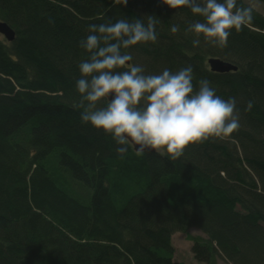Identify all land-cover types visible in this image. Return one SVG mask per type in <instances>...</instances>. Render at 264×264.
I'll list each match as a JSON object with an SVG mask.
<instances>
[{
    "label": "trees",
    "instance_id": "16d2710c",
    "mask_svg": "<svg viewBox=\"0 0 264 264\" xmlns=\"http://www.w3.org/2000/svg\"><path fill=\"white\" fill-rule=\"evenodd\" d=\"M149 15L158 40L122 49L131 64L146 74L191 65L194 90L207 79L239 109L229 138L189 144L175 160L131 145L121 158L75 107L88 26ZM1 19L17 36L0 35V264H186L172 236L192 226L205 234L187 235L198 261L264 264V15L253 10L223 48L202 35L194 47L186 29L202 18L163 0H0ZM210 56L238 71H211Z\"/></svg>",
    "mask_w": 264,
    "mask_h": 264
},
{
    "label": "clouds",
    "instance_id": "9594fccd",
    "mask_svg": "<svg viewBox=\"0 0 264 264\" xmlns=\"http://www.w3.org/2000/svg\"><path fill=\"white\" fill-rule=\"evenodd\" d=\"M171 8L187 7L201 17L186 29L193 33L194 47L202 35L206 43L226 47L231 30L241 31L253 20L252 6H238L237 0H163ZM127 5L128 0H113ZM103 19V17H98ZM49 23L54 21L49 19ZM155 16L122 18L115 23L90 24L79 47L88 53L79 65L76 90L80 100L75 107L82 124H91L111 134L123 158L130 145L136 154L165 150L172 160L181 157L189 144L212 139L224 140L240 127L239 109L234 97L216 94L207 79L194 90L191 65L176 72L165 68L159 74H146L143 65L130 64L132 56L122 49L137 44L156 43ZM179 32L172 25L171 33ZM252 107V101L247 109Z\"/></svg>",
    "mask_w": 264,
    "mask_h": 264
},
{
    "label": "rangeland",
    "instance_id": "374dc122",
    "mask_svg": "<svg viewBox=\"0 0 264 264\" xmlns=\"http://www.w3.org/2000/svg\"><path fill=\"white\" fill-rule=\"evenodd\" d=\"M245 3H248L250 6L254 8L255 11H258L262 15H264V2L260 0H243ZM208 64V62H207ZM188 234L200 235L204 236L205 234L201 229H198L196 226H192L189 228L187 233L185 232H176L173 234L172 241L174 245L175 251V259L178 261H185L188 264H203L195 258L192 247V241L187 238ZM218 264H232L227 261V259L218 256L217 259ZM205 264V263H204Z\"/></svg>",
    "mask_w": 264,
    "mask_h": 264
},
{
    "label": "water",
    "instance_id": "95a60500",
    "mask_svg": "<svg viewBox=\"0 0 264 264\" xmlns=\"http://www.w3.org/2000/svg\"><path fill=\"white\" fill-rule=\"evenodd\" d=\"M0 35H3L4 38L8 41V42H13V40L16 38L17 34L15 31V28L13 26H11L10 24H8V22H6L5 20L1 19L0 20ZM209 68L211 69V71L217 73H228L231 71H238V68L233 62L229 61V60H225L221 57H213L210 56L207 59ZM131 64V61L129 62ZM135 146V145H133ZM139 147V146H135ZM150 151H154V150H150Z\"/></svg>",
    "mask_w": 264,
    "mask_h": 264
},
{
    "label": "bare ground",
    "instance_id": "6f19581e",
    "mask_svg": "<svg viewBox=\"0 0 264 264\" xmlns=\"http://www.w3.org/2000/svg\"><path fill=\"white\" fill-rule=\"evenodd\" d=\"M235 64V63H234ZM236 66H237V64H235ZM238 67V66H237ZM132 146V148H133V150H134V152L136 151V148H135V146H133V145H131ZM146 152H157V151H150V150H146L144 153H146ZM199 229V228H198ZM173 237V236H172ZM175 256V255H174ZM174 259H175V257H174ZM217 259V258H216ZM176 260V259H175ZM178 261V260H177ZM228 261V260H227ZM179 262H185V261H179ZM229 262V261H228ZM186 263V262H185ZM203 264H204V262H202ZM231 263V262H230ZM186 264H188V263H186ZM217 264H218V261H217Z\"/></svg>",
    "mask_w": 264,
    "mask_h": 264
}]
</instances>
